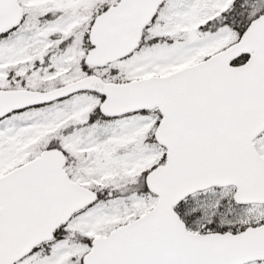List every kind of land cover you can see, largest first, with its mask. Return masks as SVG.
Here are the masks:
<instances>
[{
  "label": "snow or ice",
  "instance_id": "snow-or-ice-1",
  "mask_svg": "<svg viewBox=\"0 0 264 264\" xmlns=\"http://www.w3.org/2000/svg\"><path fill=\"white\" fill-rule=\"evenodd\" d=\"M0 264H264V0H0Z\"/></svg>",
  "mask_w": 264,
  "mask_h": 264
}]
</instances>
